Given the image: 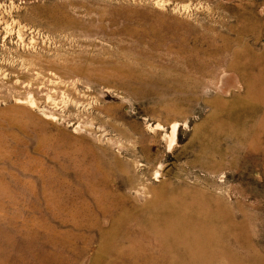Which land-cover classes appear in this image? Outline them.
Masks as SVG:
<instances>
[{
  "label": "rangeland",
  "instance_id": "rangeland-1",
  "mask_svg": "<svg viewBox=\"0 0 264 264\" xmlns=\"http://www.w3.org/2000/svg\"><path fill=\"white\" fill-rule=\"evenodd\" d=\"M0 264H264V0H0Z\"/></svg>",
  "mask_w": 264,
  "mask_h": 264
},
{
  "label": "bare ground",
  "instance_id": "bare-ground-1",
  "mask_svg": "<svg viewBox=\"0 0 264 264\" xmlns=\"http://www.w3.org/2000/svg\"><path fill=\"white\" fill-rule=\"evenodd\" d=\"M173 131H174V128H173ZM155 196L157 197L158 195L156 194ZM190 229H192V228H190ZM192 231H193V229H192ZM201 244H202V243L199 242V243H198V246L201 245Z\"/></svg>",
  "mask_w": 264,
  "mask_h": 264
}]
</instances>
